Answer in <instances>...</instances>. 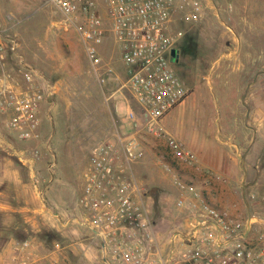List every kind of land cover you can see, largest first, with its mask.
Masks as SVG:
<instances>
[{"label": "built area", "instance_id": "2783aa9c", "mask_svg": "<svg viewBox=\"0 0 264 264\" xmlns=\"http://www.w3.org/2000/svg\"><path fill=\"white\" fill-rule=\"evenodd\" d=\"M36 1L60 14L54 22L59 28H75L102 83L113 67L101 46L112 39L113 51L126 66L125 86L134 102L125 104L121 126L112 136L90 148L76 196L79 213L66 224L73 220L98 238L95 245L105 264H264V186L252 188L244 200L225 209L210 204L199 186L175 174L179 213L166 224L156 215L152 196L134 170L145 156L147 138L165 140L176 159L203 170L197 153L164 123L190 93L176 71L172 51L180 33L172 31V23L178 10L185 12L186 21L194 20L199 2ZM3 31L0 28V148L15 151L37 186L53 179L35 169L40 149L18 148L14 141L42 139V107L56 92L55 86L24 60L19 40ZM46 147L53 155L49 142ZM164 166L172 170L171 165ZM212 176L228 181L226 176ZM30 244L26 240L16 245L23 254L20 264H37Z\"/></svg>", "mask_w": 264, "mask_h": 264}, {"label": "rangeland", "instance_id": "374dc122", "mask_svg": "<svg viewBox=\"0 0 264 264\" xmlns=\"http://www.w3.org/2000/svg\"><path fill=\"white\" fill-rule=\"evenodd\" d=\"M196 1L199 9L194 10V20L186 21L185 12L178 10L172 23V31L180 33L172 55L175 57L177 49L182 52L176 71L190 93L183 117H172L170 122L187 141L194 135V123L201 122L200 130L201 126L215 129L211 140L219 144L214 135L218 132L216 123L229 127L236 100L251 91L242 85L244 73L238 71V63L250 60L257 68L264 63V0ZM60 18L52 6L36 0H0L1 30L19 40L18 51L24 60L56 91L42 107V139L14 141L18 148H39L35 169L38 175L53 179L36 186L30 168L19 161L15 151L0 148V200L14 208L0 210V264H20L23 254L15 248L26 240L37 264H103L95 245L98 238L93 239L73 220L66 224V220L79 213L76 196L90 148L112 136L115 127L121 126L119 116L125 104L134 102L125 86L126 66L113 51L112 39L107 38L101 46L113 67V73L102 83L75 28L66 31L54 24ZM257 72L259 78L262 72ZM262 93L263 88L257 92ZM222 138L228 136L222 134ZM48 142L53 155L47 150ZM159 149L165 153L164 146ZM160 161L145 149L142 162L134 170L155 197L152 204L158 210L156 215L173 219L178 213L174 193L155 183L173 179ZM250 167V178L264 182V150L252 156Z\"/></svg>", "mask_w": 264, "mask_h": 264}, {"label": "crops", "instance_id": "0c3cea01", "mask_svg": "<svg viewBox=\"0 0 264 264\" xmlns=\"http://www.w3.org/2000/svg\"><path fill=\"white\" fill-rule=\"evenodd\" d=\"M257 67V64L250 60L247 62L240 61L238 63V71L244 73L242 82L245 83H242V85L243 87H251V91L247 97L241 95L236 100L237 106L231 114L232 118L229 127L225 123L222 125L219 122L216 123L218 132L214 135L215 140L218 143L220 142L219 144L211 140L215 129L213 131L207 130L204 126H201L200 130L198 125H201V122L194 123L197 126L195 127L193 125L194 135L190 141H187L183 133H178L172 129L170 119L175 116L183 117L186 112V109L184 110L186 100L165 118L164 123L169 132L181 139L197 153L203 170L188 166L176 159L170 153L165 140L159 138L146 139L145 148L151 150L161 160L160 165L164 166L167 163L172 166V170L167 171L172 175L171 177L176 174L189 182H193L201 188L205 200L220 208H232L234 202H241L246 198L249 190L256 187L263 188L264 185V182H261L260 178H250L252 170L250 160L256 152L264 150V63L259 68ZM257 70L262 72L259 78ZM258 80L260 83H258ZM261 88H263V93L259 95L257 92ZM222 134L227 135L228 139L222 138ZM149 140H153V143H150ZM159 146L165 147L166 154L162 153ZM212 175L226 176L228 181L222 182ZM208 178L209 183L206 184L205 181ZM171 182V179L169 180L167 177L162 182L158 183L156 181L155 183L159 187H164L167 193H174L176 200L178 189ZM0 195H3L1 191ZM151 196L155 200L153 194ZM7 207L11 206H6L5 202L0 200V210L6 209ZM155 212L158 213V210ZM171 220L172 218H165L166 224H169ZM92 247L95 248L94 246ZM95 256L99 258L97 255ZM96 257H92V259L95 260ZM99 261L105 264L102 255Z\"/></svg>", "mask_w": 264, "mask_h": 264}, {"label": "flooded vegetation", "instance_id": "af4514ba", "mask_svg": "<svg viewBox=\"0 0 264 264\" xmlns=\"http://www.w3.org/2000/svg\"><path fill=\"white\" fill-rule=\"evenodd\" d=\"M177 54H178L177 60L174 61L175 67L179 64L180 56L182 54V52H180V49H177Z\"/></svg>", "mask_w": 264, "mask_h": 264}, {"label": "water", "instance_id": "95a60500", "mask_svg": "<svg viewBox=\"0 0 264 264\" xmlns=\"http://www.w3.org/2000/svg\"><path fill=\"white\" fill-rule=\"evenodd\" d=\"M177 57H178V54H177V51H175V57H174V59L177 60Z\"/></svg>", "mask_w": 264, "mask_h": 264}]
</instances>
